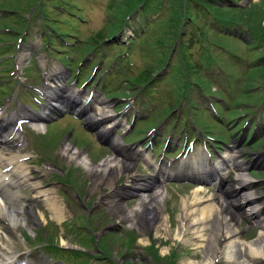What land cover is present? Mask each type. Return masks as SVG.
<instances>
[{
  "label": "rangeland",
  "instance_id": "obj_1",
  "mask_svg": "<svg viewBox=\"0 0 264 264\" xmlns=\"http://www.w3.org/2000/svg\"><path fill=\"white\" fill-rule=\"evenodd\" d=\"M122 1L0 0V11L3 12V14L0 12V110L7 109L8 113L15 114L18 107H23L24 104L27 106L37 105L34 96H37L38 99L41 97L34 91L41 87V74L45 69H49L47 64H54V61L47 56L48 39H54L52 46H55L57 50L50 51L51 57L65 66L72 67L71 71L66 70L65 78L68 87L84 92L95 91L96 89L85 86L84 82L90 76L92 68H94V73L98 70L100 73L104 67L99 81L100 83L107 82V87H99L97 93L111 103L112 110L118 114L123 113L125 120L128 119L129 114L131 117L139 119L147 118L138 120L132 133L125 137L124 129L115 132V135L121 137L123 144L139 146L140 144L134 143L140 141L147 130L157 126L146 137L151 139L157 148L155 147L154 153L150 148L147 149V154L152 156L153 160L159 161L164 168L168 167L170 161L180 159L179 157L188 143L195 144V151L208 146L212 153L217 151L215 147L221 149L219 153H223L228 146L235 144L237 149L247 152L241 157L246 161L245 172L255 179L256 187L253 190L260 191L262 199L259 200V203L264 205V119L261 116V109L264 110V107L260 108L254 101L258 102L263 97L261 94H264V76L260 73L254 75L252 72L251 74L249 71L247 72L248 67L252 64L257 65L253 62L260 58V52L251 51L243 42L235 40L236 38H225L224 31L218 28L220 24L214 23L212 17L201 18L203 13L201 10L197 11L195 2H191V13L197 16V21L194 24L188 23L193 25L186 27L185 53L182 52L184 55L187 53L189 55L186 57L188 58L186 61L183 60L180 57L181 51H178L182 43L181 39L175 37V34L179 32L177 29L174 31L172 22L168 21L173 17L170 0H161L159 5H163L162 7H158V5L154 7L156 3H151L146 8L142 24L137 15L134 22H132V18H127V22L125 21L123 24L125 34L114 38L113 41L110 40L104 46V50L101 46L95 48L94 51L84 46V44L90 45L89 41L92 39L100 40L94 44L99 46L104 39L106 40L112 35V25L120 23L121 20L119 18L122 9L118 3ZM207 1L205 0V2ZM231 1L237 3L243 10H253L252 14H255L253 17L248 12L231 11V14L227 13L248 25L255 24L257 10L262 8L264 11V0ZM42 2L43 4L40 5ZM213 4L215 8L231 9V4L227 0H213ZM228 4H230L229 7ZM5 11L11 13H4ZM32 16L33 18H31ZM3 17L4 19H2ZM152 23L154 24L151 25ZM262 23L264 25V20ZM28 27L30 35H28L27 47H25L23 44H19L21 35H18L16 31L25 34ZM141 27L144 28L143 38L132 41L131 44L126 43L127 37L132 39L135 30H141ZM8 28L13 29L8 30ZM179 30L181 33V29ZM67 32H71L67 38L68 43L64 42L61 45V39L64 40V33ZM215 34L219 37H216ZM99 36L101 39H97ZM112 36L114 37V35ZM123 36L125 38L122 41L121 37ZM156 45H159V48ZM21 49L23 51L28 49L34 53L23 65L25 72L21 77L24 75V81L26 80L24 83L21 82L16 71L17 50L21 51ZM167 50L169 52L171 50L170 58H168V71H164L165 75H157L163 73H160V63L163 57L161 52L166 53ZM233 52L242 59L239 60ZM100 56L104 57V64H101L103 66L100 65ZM44 57L48 60H45ZM81 60L84 61L79 64ZM158 60L159 62H157ZM189 60L197 68V76H193L195 85L192 88H185L187 76L186 73L181 76V73L182 71L186 72L185 65ZM207 61H210L211 64ZM41 64L46 65L44 69L41 68ZM57 65H59L58 62ZM80 65L84 66L81 67L78 76L76 73ZM59 67L62 68L61 65ZM5 70H9V72L1 75ZM151 72L152 74H150ZM149 75L150 78H155L154 83H150L153 80L149 81L150 78H147ZM138 78H147V81L143 85L132 82ZM25 83L28 86L34 83L36 88L34 91L28 89L25 91ZM203 83L206 86V91L208 90L207 92L210 93L203 91ZM103 84L105 85V83ZM113 92L116 94L112 95ZM214 94H220L224 98L221 99ZM216 112L220 113L222 122ZM65 115L67 114L63 116L59 114L56 119L51 120L57 121L47 122L49 124L46 134L45 131L37 133L30 127V131L22 139L21 147H19L20 153L24 152L28 161H35L34 164L26 163L31 165V167L29 165V169H52L51 174L41 178V181H37L43 182L49 190L57 192V197L64 207V214H66L63 221L65 223L61 226V223L53 220L51 211L45 203L33 204L35 215L31 219L26 211V209H30L27 199L33 195L31 189L21 188L17 191H10L17 198V200L16 198L12 199L13 207L18 212L15 213L17 216L15 219L20 220L23 226L11 225L13 228L9 227V234L2 228L3 224L0 222V264H43L44 260L46 264H81L90 258L92 259L86 264H164L162 260L156 259L157 255L163 258L176 249L179 253V264H188L190 261L200 262L204 256V253L202 254L204 249L201 246L207 244L209 235L205 234V237L200 241L193 240L196 236L193 232L185 235L187 240L175 236V229L179 225L177 219L182 210V199L190 201L194 196V188L197 187L193 186L194 178L190 179V182H186L188 180L179 176L180 178L166 180V184H160L167 192L166 199L162 207H156L157 210L152 213L151 218H156L155 220L157 223L159 220L160 224L162 220L159 218L162 214L168 216L172 235L160 234L161 236H158L154 230L145 229L142 231V226H139V223L132 225L130 218L128 221L126 220L131 211L138 207V197L132 195L122 197L120 188L126 183V177L134 174L142 175L145 178L153 173V170L135 154H129L130 152L122 154V150H113L109 147L113 150L111 151L103 148L93 132L87 130L90 127H88L85 118L80 116L82 119L77 120L74 116ZM147 115L148 117H145ZM60 116L63 118L59 119ZM248 118L250 119L247 120ZM252 119H254V124L252 128L248 129V122ZM81 121L84 122L87 129ZM202 130L207 134L211 131L216 136H221L222 133L227 141V146L222 145L212 136L213 141L210 140L211 138H207ZM252 135L254 136L253 140ZM245 136L249 140H246ZM240 138H242V142L236 145L235 142H238ZM66 143L74 147L75 150L84 153L94 165L101 163L109 156L125 159L133 165L130 169H126V172L121 170V173L115 171L113 174H108L111 179L108 182L105 180L102 184V180H99L101 178L94 175L89 176V171H86L83 165H78L76 162L70 161L71 159L62 158V148ZM104 144L108 146L106 143ZM144 144L145 142L141 146ZM257 161L259 163H256ZM0 170H2L1 167ZM232 172L238 173V170L234 169ZM1 173L0 179L5 180L7 176L4 177L5 174ZM232 176L234 177L235 174ZM34 177L37 176L34 175ZM202 185L209 190L207 193L198 195L204 200L218 191L213 183L207 182ZM112 190H114L113 193H111ZM1 196L4 195H0V217L6 214L3 199L8 202L6 199L9 197L2 198ZM118 200L120 202H117ZM208 203L206 201L204 205ZM125 211L129 215H126ZM134 213L136 214L135 220H140L142 216L140 212L134 211ZM242 217H235V223L232 217L229 218L234 225L237 224L241 231L239 236L242 241L255 240L261 227L253 222L243 220ZM260 219L263 217L261 216ZM148 222L146 218H143L140 224H143L144 227V224H148ZM52 223L59 225V228L57 229ZM78 225L80 229H76ZM13 229L15 230L14 234L12 233ZM140 230L144 233L142 234ZM119 235L124 236V242L121 241ZM132 235L137 237L138 241L135 247H130L132 248L130 249L124 244ZM89 236L90 238L94 236L95 241L89 240ZM84 237L88 239L82 243ZM204 238L207 240L206 242L202 241ZM44 241L46 243L55 241L57 244L70 248L81 246L90 250L91 253L87 258L80 253L69 252L66 255H59V258L53 256L55 260L52 262L51 256L47 257L40 247L35 250V254L33 253V244L37 242L38 245H41ZM166 248L167 251L163 250ZM97 254L98 259L96 258ZM257 261L256 264H264V259ZM213 264L229 263L225 256L221 255L214 260Z\"/></svg>",
  "mask_w": 264,
  "mask_h": 264
},
{
  "label": "bare ground",
  "instance_id": "obj_2",
  "mask_svg": "<svg viewBox=\"0 0 264 264\" xmlns=\"http://www.w3.org/2000/svg\"><path fill=\"white\" fill-rule=\"evenodd\" d=\"M29 57L30 52L21 54L18 64L24 65ZM55 68L56 67L50 69V73L47 75L49 77L47 81L54 80L48 85L49 88L46 94L50 103L40 115H36L31 111H25L23 108L18 107L19 113L27 115L23 119L31 120V124L36 131L44 132L47 128L46 122L52 118L56 111L62 112L63 110L74 108L75 112L84 116L88 125L96 130V136L108 142L111 148L118 151L122 150V154L130 152L129 154L140 155L142 149L136 150V148L132 146H126L121 142V138L115 135L117 129L123 128L126 124L123 123V121L119 119V115L112 110L111 103L100 95H93L91 92L82 93L81 91L66 86L64 84L66 75L60 70H55ZM19 120L20 119L15 118L14 126H11V117L3 123H1L0 120V160L5 168L12 167L9 171L12 179L1 188L2 191L0 192L1 195H4L1 196L2 198L9 196L6 199L8 202L3 199L6 214L0 217V222L4 224L2 228L8 233V230H10L9 227L15 225H19L20 227L23 226L20 220L15 219L17 217L15 213L18 212H16V209L13 207L14 203L12 199L16 198V196L11 194L10 191H17L21 188L31 189L33 194L32 198L27 199L29 201L28 208L30 209H26L31 219H33L35 215V212H33L34 203L44 202L51 211L53 220L58 223H62L66 215L64 214V207L58 199L56 192L49 190L43 182H37L40 177H47L51 174L52 169H46L44 173L34 177L32 176V172H29L27 168L20 164L19 159L21 157L19 153L14 152L15 148L12 145L21 139L20 134H18L19 130L15 128ZM101 123H103L102 128L99 127ZM5 134H7V136H5ZM61 153L62 158L71 159L70 161H74L78 165H83L86 171H89V176L94 175L95 177H100L101 179L99 180H102V184L105 180L108 182L111 179L108 174H113L115 171L121 173V170H125L124 172H126V169H130L133 165L130 161L128 162L125 159L113 156H109L101 163L94 165L84 153L75 150L74 147L67 143L62 148ZM245 154H247L246 151L236 149L234 146L229 147L224 152L222 161H218L211 166L208 164L209 166L204 173L202 169L207 165V159L202 156L195 158V160L199 161L202 165L198 170L192 165L193 161H195L194 158L189 159L190 163L185 162L186 166L183 168L179 167L178 169L167 170L160 167L161 165L155 164L150 159L149 155L142 156L146 164L153 168V173L145 178L142 175L137 176L134 174L126 177V183L120 188V196H137L139 202L138 207L134 211L140 212V215H142L140 220H135L136 218H134V216L136 214L134 211H131L130 215L125 211L126 215H129L126 220L128 221L130 218L132 225L133 223H135V225L139 223V226H142V229L140 228L142 231L145 229L149 231L154 230L158 236H161L160 234H165L167 236L172 235V227L169 224L168 216L162 214L159 218L162 220L160 224L159 220L157 223V220H155L156 218H151L152 213L157 210L156 207H162L167 195V192L159 187V182L163 183L164 181L162 179L168 180L179 175L181 176L183 172L196 171L195 175L199 177L195 179L198 182L210 181L216 186L218 191L216 194L210 196V198L204 200L198 195L207 193L209 190L198 185L194 188V196L190 201L182 199V210L180 212V217L177 219L179 225L175 229V236L184 240L187 233L193 232L196 234L193 240L200 241L201 238L205 237V234L206 236L209 235L207 244L201 246V248L204 249L202 252V254L204 253V256H202L203 259L200 262L190 261L188 264H213L214 260L221 257V255L225 256L229 264L258 263L257 260L264 259V205L262 204L263 207H261L262 205L258 203V201L262 199V197H260V191L253 190L256 187L255 179L245 172L246 162L241 159ZM257 163H259V161H257ZM234 169H237L238 173L232 172ZM227 171H231L235 176H229ZM211 172H216L217 175L212 174L211 176L213 177L208 176L209 178H207V175ZM228 179L229 181H227ZM4 188L6 191H4ZM92 189H94V187H92ZM113 192L114 190H112L111 193ZM206 201L209 203L204 205ZM117 202L120 201L118 200ZM262 215L263 219H260ZM37 216L36 214V217ZM229 217L233 218L234 223L235 217H242L243 220L257 224L261 227L258 237L253 241H242L239 236L241 231L238 229L237 224L234 225ZM143 218L149 221L148 224H144V227L143 224H140ZM141 230L140 232H142ZM12 233H15L14 229ZM143 233L144 232H142V234ZM174 239L176 238L174 237ZM142 241H144V239H142ZM202 241L206 242L207 240L204 238ZM163 250L167 251V248Z\"/></svg>",
  "mask_w": 264,
  "mask_h": 264
},
{
  "label": "trees",
  "instance_id": "obj_3",
  "mask_svg": "<svg viewBox=\"0 0 264 264\" xmlns=\"http://www.w3.org/2000/svg\"><path fill=\"white\" fill-rule=\"evenodd\" d=\"M160 1L161 0H123L122 2H119L118 5L120 6V9H122L121 17L119 18V20L120 19L121 20H120V23H114L112 25V27H111L112 35L118 33L123 28V24L125 23V19L130 14H132L136 10H140V9H143V11H146V8L151 3L152 4L156 3V4H154V7H155V5H158V7H162L163 5H159ZM191 2L196 3L195 5L197 7L196 8L197 11L201 10V12L203 13V15H201V18H203V19H205L207 17H212L215 21L214 23L217 22L220 25L222 24V25H227V26H239L243 29H246L248 31L251 39H252V43H251L250 47H255L257 45L260 48H263V50L260 51V58L264 56V25L262 23L264 20V11L262 10V8L259 9V11L258 10L256 11L258 15L254 21L255 24L248 25L236 17H232L231 15L229 16L227 13L231 14V11L232 12L240 11L241 13L248 12V13H251V17H253V16H255V14H252V12H253L252 9L243 10L240 7H238V8L237 7L236 8L230 7L231 8L230 10L227 8H220V7H219L220 8L219 9V8H215V5L213 4V0H208L207 2H205V0H170V4L172 7L171 12H172L173 17L170 20L168 19V21L172 22L174 31L177 29V31L179 32V33L175 34V37L176 38L180 37V39H181L182 43L180 44V48H178V51L179 50L181 51L180 57L183 60L186 61V59H188L186 57H188V55H189V53L184 55L185 46H186L185 38L187 37V35L184 37V34L186 33L185 32L186 27H188V25H193L197 21V18H196L197 16H195L191 13V6H190ZM224 7H226V6H224ZM169 8H170V6H169ZM257 9H258V7H257ZM188 23H193V24H188ZM179 29H181V33H180ZM215 35H216V37H219L217 34H215ZM98 39H101V36H99ZM92 41L95 42V40H92ZM159 43L161 44V41ZM156 46L159 48V45H156ZM174 50L177 51L176 49H174ZM170 52H171V50H170ZM170 52H169V50H167L166 53L161 52V53H163V57L161 58L160 70H162L163 68L168 69V67H169L168 66V62H169L168 58H170V55H171ZM234 54H235V56H237V58L239 60L242 59L237 53H234ZM157 62H159V60ZM207 62H209L211 64L210 61H207ZM196 70H197V68L194 67L191 60H189V62L185 65V71L186 72L182 71V73H181V76H183V73H186V76H187V79L185 81V88H188V87L194 85L192 81L194 79L193 76H197ZM248 71L250 74H251V72L254 75H256L257 73H260V74H263V76H264V62L261 61V65H258V66H254V65L252 66L251 65L250 67H248L247 72ZM150 74H152V72ZM251 77H253V76H251ZM147 78H150V75ZM147 78H138L132 82L137 84V85H140V84L143 85L147 81ZM184 78H185V76H184ZM151 80H152V77L150 78L149 81H151ZM188 80H190V81H188ZM202 87L204 89H206V86L204 85V83L202 84ZM261 95L263 97L260 98L258 100V102H256V100H254L255 103L258 105L260 103L264 102V94H261ZM168 264H170V263H168Z\"/></svg>",
  "mask_w": 264,
  "mask_h": 264
}]
</instances>
